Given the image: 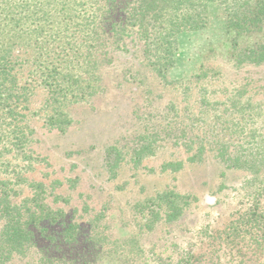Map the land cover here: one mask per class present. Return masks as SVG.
<instances>
[{"label":"rangeland","instance_id":"374dc122","mask_svg":"<svg viewBox=\"0 0 264 264\" xmlns=\"http://www.w3.org/2000/svg\"><path fill=\"white\" fill-rule=\"evenodd\" d=\"M213 8L206 28L176 36L165 79L137 41L126 39L125 50L95 70L90 96L60 108L71 119L62 131L47 123L54 104L39 84L29 42L15 46L14 56L29 59L17 60L13 71L26 97L25 140L15 148L5 143L10 151L0 155V202L6 195L39 219L27 227L24 252L3 264H264V239L232 231L244 213L264 215V173L226 169L208 150L187 160L212 108L218 116L239 102L247 112L233 122L264 135V64H236L233 34ZM239 42L264 43V24ZM168 162L181 167L163 169ZM166 192L182 208L172 222L163 218L167 200L155 199ZM156 203L162 219L147 229Z\"/></svg>","mask_w":264,"mask_h":264},{"label":"trees","instance_id":"16d2710c","mask_svg":"<svg viewBox=\"0 0 264 264\" xmlns=\"http://www.w3.org/2000/svg\"><path fill=\"white\" fill-rule=\"evenodd\" d=\"M212 8L219 12L224 28L233 34L231 45L236 64H264V43L243 46L239 42L263 30L264 0H0V155L10 151L4 148L5 143L15 148L25 140L21 111L25 109L22 101L26 97L21 94L23 87L18 85L13 71L17 60L29 59L14 56L15 46L29 42L39 84L50 93L54 104L47 123L62 131L71 124V119L60 108L83 102L90 96L95 70L112 61V52L124 51L127 43H131H125L126 39L137 41L138 51L149 55L147 62L165 79L174 65L176 36L206 28ZM154 50L156 62L151 61ZM232 96L244 97L238 91ZM233 106L222 109L218 116L217 109H211V122L203 132L197 129L194 139H189L196 147L187 160L195 161L208 150L214 152L213 156L226 169L262 174L264 135L240 130V124L233 121L244 115L247 108L238 107L239 102ZM143 149L134 155L135 162L141 160ZM117 165L114 162L113 167ZM180 167V163L168 162L162 168ZM175 197L166 192L155 198L158 202L167 200L169 208L163 216L167 222L182 214V208L174 204ZM0 205V217L4 220L0 229V264H3L14 254L24 252L31 236L27 227L39 218L24 205L11 204L6 195ZM160 208L161 204L156 203L147 229L162 219ZM42 212L45 217L51 215V211ZM243 215L246 220L238 217L232 231L247 230L264 239V215L255 209Z\"/></svg>","mask_w":264,"mask_h":264}]
</instances>
